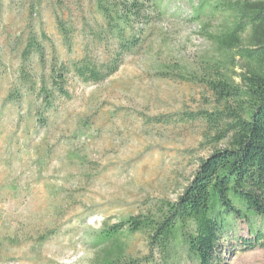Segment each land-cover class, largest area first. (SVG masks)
I'll list each match as a JSON object with an SVG mask.
<instances>
[{
  "label": "rangeland",
  "instance_id": "obj_1",
  "mask_svg": "<svg viewBox=\"0 0 264 264\" xmlns=\"http://www.w3.org/2000/svg\"><path fill=\"white\" fill-rule=\"evenodd\" d=\"M55 1L45 0L31 16L28 0H3L0 14V264H97L107 248L97 243L98 230L158 199L176 201L199 160L213 150L199 121H177L184 112L209 109L212 93L176 74H201L210 58H236V73L248 68L236 50L226 52L213 37L232 24L227 6L237 0H209L222 5L206 8L199 19L194 11L203 0H157L161 13L148 27L143 47L101 83L73 80L72 97L59 102L49 125L41 126L37 94L6 101L18 90L21 66L10 44L33 23L49 34L61 61L80 58L87 43L82 19L94 15L89 0H64L63 11L52 6ZM57 11L76 29L72 46L59 32ZM92 52L103 58L101 49ZM165 117L174 120L159 121ZM251 236L238 221L224 241L223 263L264 264V247L240 245ZM124 242L131 256L149 253L141 234ZM157 259L153 264H162ZM173 264L197 262L184 252Z\"/></svg>",
  "mask_w": 264,
  "mask_h": 264
},
{
  "label": "trees",
  "instance_id": "obj_2",
  "mask_svg": "<svg viewBox=\"0 0 264 264\" xmlns=\"http://www.w3.org/2000/svg\"><path fill=\"white\" fill-rule=\"evenodd\" d=\"M44 1L28 0L31 16L40 12ZM89 1L94 15L82 19L81 32L87 42L82 57L61 61L49 34L33 23L10 44L21 66L18 90L6 101L19 103L25 94H37L40 105L35 113L41 126L49 125V116L56 114L59 102L72 97L73 80L98 84L114 75L126 56L143 47L148 27L161 13L157 0ZM221 5V1L203 0L194 17L199 19L206 8ZM52 6L63 11L66 3L56 0ZM227 8L233 22L213 37L226 52L236 50L245 59L247 70L234 72L237 63L233 57L210 58L204 60L201 74H176L212 93L209 109L184 112L177 119L201 123L205 141L213 146L211 154L199 160L193 178L176 201L158 199L142 212L98 230L96 241L107 248L97 256V264H153L157 258L162 264H173L184 252L197 264H224V241L238 221L245 222L252 235L242 238V249L264 247V0H237ZM2 9L0 0V14ZM55 16L60 34L72 46L76 29L68 27L58 11ZM69 25L75 23L70 20ZM93 47L101 49L103 58L93 55ZM2 67L0 45V75ZM173 120L165 117L159 121ZM136 234L144 236L148 255L127 253L124 239ZM43 237L46 240L49 235Z\"/></svg>",
  "mask_w": 264,
  "mask_h": 264
}]
</instances>
